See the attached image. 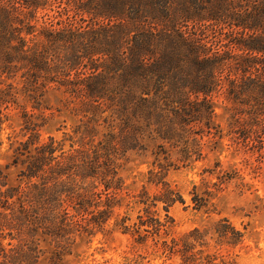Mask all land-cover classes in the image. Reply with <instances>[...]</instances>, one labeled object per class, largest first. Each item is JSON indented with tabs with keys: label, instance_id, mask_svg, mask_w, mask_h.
Wrapping results in <instances>:
<instances>
[{
	"label": "trees",
	"instance_id": "1",
	"mask_svg": "<svg viewBox=\"0 0 264 264\" xmlns=\"http://www.w3.org/2000/svg\"><path fill=\"white\" fill-rule=\"evenodd\" d=\"M48 3L0 0V108L17 102L19 88L1 85L21 73L33 107L41 108L40 91L55 81L92 116L74 134L43 140L42 124L29 115L30 138L15 149V163L24 166L20 182L9 184L0 170V264H39L43 237L56 242L51 263L63 264L78 236L105 231L125 207L137 209V219L117 213L115 227L139 242L168 233L170 210L185 198L162 169H151L146 182L159 192L146 184L128 192L121 159L148 149V140L158 154H170V146L182 161L203 157L205 136L217 150L225 133L216 122V93L236 110L230 138L264 158V0H70L67 8L88 15L86 24L59 18L60 27L38 29L29 15ZM196 24L218 31L215 40L206 27L190 28ZM196 188L195 207H208ZM8 236L17 243L4 245ZM214 238L237 246L245 232L224 217L159 241L180 264H235L211 251Z\"/></svg>",
	"mask_w": 264,
	"mask_h": 264
},
{
	"label": "rangeland",
	"instance_id": "2",
	"mask_svg": "<svg viewBox=\"0 0 264 264\" xmlns=\"http://www.w3.org/2000/svg\"><path fill=\"white\" fill-rule=\"evenodd\" d=\"M69 1L50 0L45 8L35 10L34 18L30 15L29 18L38 29L51 24L60 27L61 25L57 23L59 18H65L67 21L76 20L79 24L85 18L87 20L83 24H86L89 16L78 13L74 5L67 8ZM19 11L26 14L28 8L22 7ZM204 27L209 30L208 38L215 40L214 33L218 31L213 27L205 24L190 26L197 30ZM20 75L21 73L18 74L17 80L7 79L1 85L6 88L8 83H14L19 88L17 102L9 107L0 108L3 120L0 127V170L7 175L6 180L11 185L21 180L19 174L24 166L15 163V149L20 146L21 141L30 138L31 131L26 127L29 124L27 122L29 115L32 124L33 120L42 124L39 131L43 140L48 139L49 135L63 138L64 131L74 134L73 130L77 125L87 122L92 116V113L85 116L83 109L88 107L80 100L72 98L65 88L55 81L49 82L44 88L45 91H40L44 93L41 108L33 107L27 93L22 92L24 83ZM214 97L217 104L216 122L222 126L225 133L217 150L212 149L214 144L205 136L202 140L203 157L198 160L182 161L181 155L170 146L167 147L170 154H158V144L148 140V149L131 150L121 159L120 171L129 186L128 192L134 194L141 190L148 180L151 169L156 171L162 169L166 180L185 198V203L177 202L170 210L174 222L169 226L168 233L163 230L160 236L150 235L143 243L139 242L137 235L115 227L117 213L126 214L127 211L132 220H135L137 209H128L129 211L127 207L117 209L105 231L77 237L71 251L64 255L63 264H180L179 255L170 258L162 252L159 239H171L196 227H210L224 217L245 232L244 243L237 246L220 244L214 238L210 239L211 251L234 261L235 264H264V158L259 156L258 151H253L251 146L238 144L230 138L229 125L236 110L226 100L224 93H216ZM26 113L28 114L25 115ZM238 116L240 117V114ZM218 161L220 165L217 167ZM146 185L151 194L159 192L160 188ZM196 186L198 198L209 199L208 207L203 209L195 207L193 196ZM160 209L164 216L162 204ZM10 241L16 244L18 240L8 236L3 243L10 247ZM41 247L44 255L39 264H52L51 256L57 249L56 242L53 243L50 238L43 237Z\"/></svg>",
	"mask_w": 264,
	"mask_h": 264
}]
</instances>
